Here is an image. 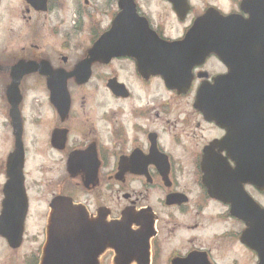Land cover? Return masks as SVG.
<instances>
[{"label":"flooded vegetation","instance_id":"obj_1","mask_svg":"<svg viewBox=\"0 0 264 264\" xmlns=\"http://www.w3.org/2000/svg\"><path fill=\"white\" fill-rule=\"evenodd\" d=\"M5 1L0 106L12 150L13 107L20 121L28 211L32 188L41 190L46 212L43 243L28 264L42 260L56 199L88 222L91 264H260L264 148L248 139L264 140V47L258 37L238 46L202 22L212 11L247 21L250 0H158L165 9L156 19L131 0L136 18L117 27L120 0H22L15 20ZM190 39L198 42L193 54L185 51ZM10 153L8 146L6 159ZM0 176L6 179L5 164ZM5 182L0 229L9 228ZM164 210L172 212L166 219ZM112 225L126 233L122 249L109 244ZM209 226L217 227L207 243ZM24 232L25 223L23 239ZM0 251V263L9 264L2 237Z\"/></svg>","mask_w":264,"mask_h":264},{"label":"water","instance_id":"obj_2","mask_svg":"<svg viewBox=\"0 0 264 264\" xmlns=\"http://www.w3.org/2000/svg\"><path fill=\"white\" fill-rule=\"evenodd\" d=\"M44 1L45 0H42L41 3H44ZM182 1L184 5V0ZM250 3V19L247 23L242 24L239 21L236 23L234 18L222 19L212 14L205 16L202 22L204 20L209 21V23H206V27L209 29H217L220 27L219 33L222 36H234L237 40H233V42H237L238 46L245 47L251 37H258V40L264 47V0H260L261 5L259 7L252 5V3H254L253 0H250ZM119 6L123 11L115 19L114 27L123 26L125 20L136 18L134 5L131 0H120ZM220 19L227 21L222 22L220 26L213 22L214 20ZM198 23V21L195 23L191 31L192 36L194 35ZM213 36L215 38L216 35L213 34ZM104 37L100 40L99 46L103 44ZM184 44L187 47L185 51H189L191 54H193L196 46H198V42L193 43L191 39L189 41L185 40ZM110 50L118 52L120 49L119 46L116 48L115 44L111 43ZM254 61H256V59ZM227 63L229 64V60ZM238 63L239 66L240 63L247 66L246 57L239 56ZM262 67H264V56L262 58ZM198 101L199 97H197V102ZM10 113L14 116L15 146L14 151L9 155L7 161L8 181L4 187L5 201L2 212L6 222L9 221V228L4 227L0 229V236L8 240L11 248L16 249L21 245L23 223L27 212V199L23 188V146L20 138V121L15 117L17 115L15 107L11 109ZM248 140L252 141L254 148H262V146L264 148V140H262L261 137L254 136L252 139ZM255 156L262 158V154ZM239 158L241 159L240 155ZM262 182L264 184V180L261 181V183ZM60 202V200H57L52 204L53 214L42 264H91L92 235L89 232V226L81 217L74 219L69 214L70 207L61 202L64 204L63 207L59 204ZM125 239L126 233L120 227L114 226L110 228V245L116 250L123 248ZM260 256V264H264V257L262 254H260Z\"/></svg>","mask_w":264,"mask_h":264},{"label":"rangeland","instance_id":"obj_3","mask_svg":"<svg viewBox=\"0 0 264 264\" xmlns=\"http://www.w3.org/2000/svg\"><path fill=\"white\" fill-rule=\"evenodd\" d=\"M17 1H18V3H17ZM150 1L151 0H142L143 7L146 6V8H147L146 10L151 12L153 18L156 19L157 14H159V12L164 10L165 6H162L158 0H157V6L153 3L151 4ZM204 1L211 2V0H204ZM5 2H7V0ZM9 3L15 9L14 11H9L13 15V20H15L16 17L18 16V13H19L18 11L21 8L22 0H9ZM16 3H17V5H16ZM2 8L0 9V25H1V27L5 26L4 22L6 21L5 14H6L7 6H5V3L3 4ZM167 26L169 28H174L172 30L173 34L176 32L175 25L169 19L167 21ZM18 28H19L18 25L14 24V26H13L14 34L17 33L16 30ZM2 36H4V35L1 34V32H0V50L2 49V45H1V43L3 41ZM15 38H16V35L14 36V39ZM8 146H9V153H10L12 150V146H13V137H12L10 130H9V133L7 130V116H6L5 108L0 106V173H1V168H4V163H5V160L7 157ZM29 157H32L34 159L36 166H37V164H39L40 159L38 158L37 154L34 153V150H32L30 152ZM30 174H31L30 178L38 180L39 173L37 171L33 172V174L30 171ZM0 177H1L0 183L2 184L5 180V178H3V176H0ZM38 194L42 195L40 189H38V192L32 188L29 190L30 205H29V211L27 214L26 222H25V232H24V239H23L24 242L16 253H13L12 252L13 250H11L9 248V264H28V257L30 256V254L32 252L37 253L36 250L37 249L40 250V247L43 243V240H42L43 239V228L45 225L46 212L43 210L44 203L40 200V197ZM259 201L264 204V198L263 197L259 198ZM217 211L218 210H211L210 209L208 211V213L215 215L217 213ZM163 214H164L163 217L166 219V216H168V214H172V212L171 211L166 212L164 210ZM175 215H176V217H178L177 214H175ZM171 218H173V217H171ZM184 221H186V219H184ZM174 222L180 223V221L177 219H175ZM216 227L217 226H209L205 230L204 236L207 239V243H209L210 240L212 239V235L214 234V228H216ZM186 237L187 236L184 233L181 234L180 236H178V238L176 239V243H175L174 247H176L177 249H181L185 245ZM2 252L3 251H0V262L3 258ZM216 256L218 257V256H222V255H219L216 253ZM110 261H111V258L109 259V264H112Z\"/></svg>","mask_w":264,"mask_h":264}]
</instances>
